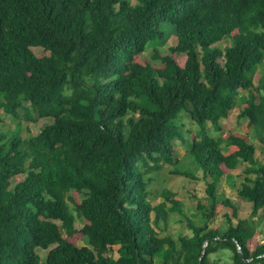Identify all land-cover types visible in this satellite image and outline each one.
Segmentation results:
<instances>
[{
  "label": "trees",
  "instance_id": "trees-1",
  "mask_svg": "<svg viewBox=\"0 0 264 264\" xmlns=\"http://www.w3.org/2000/svg\"><path fill=\"white\" fill-rule=\"evenodd\" d=\"M166 25L181 63L157 48L143 57ZM240 89L249 135L264 145V0H0V115L16 121L0 131V264H264V161L247 137L211 132ZM21 113L50 120L23 137ZM176 141L188 144L211 204L198 202L190 233L173 239L154 229L167 209L147 186ZM242 162L236 187L221 165ZM223 176L251 212L232 207L224 228L210 227ZM168 193V208L182 211ZM69 201L86 245L64 236L78 230Z\"/></svg>",
  "mask_w": 264,
  "mask_h": 264
},
{
  "label": "rangeland",
  "instance_id": "rangeland-1",
  "mask_svg": "<svg viewBox=\"0 0 264 264\" xmlns=\"http://www.w3.org/2000/svg\"><path fill=\"white\" fill-rule=\"evenodd\" d=\"M135 2V0H131ZM166 35L163 39L153 41L149 47L146 49L144 56L146 58L152 59L154 49L157 48L162 54H169L178 62L183 61L182 55H176L171 53L168 50V47L175 44L176 37L172 32V28L169 25L165 26ZM231 44L228 38H225L219 41L216 45L222 50L226 45ZM32 51L37 55L47 54L41 47H32ZM224 60V58H221ZM257 75L255 76V83L258 82V77L261 73V69L257 70ZM249 90L240 89L239 95L235 97V104L233 109L229 110L227 117L220 118L219 122V130L211 131L216 136L226 133L225 137L228 133L233 132L236 135L241 137H247L249 141L254 145V159L257 160L258 163L264 161V145L261 144L258 140L249 135V128L246 126L245 117L241 116V112L246 105L245 99L247 97ZM20 111V110H19ZM22 114V113H21ZM36 117V114H34ZM2 121L0 122V131L6 132L10 135L11 131L14 129V119L9 117H3L0 115ZM50 118H35L34 120H26L23 116L20 117L21 128L20 134L23 137H29L34 135L40 127L44 125ZM210 123H206V127L210 130ZM27 129L29 130L27 132ZM184 137L189 141L190 134L183 130ZM188 144L182 143L180 141L174 142V150L172 153V161L171 162H161V168L158 171L153 169L152 171V179L147 188L150 191L149 198L151 200L152 205L160 204L162 202L165 203V209H167V218L166 220H159V228H154L158 232L159 237L172 236L173 239H177L179 234H189L190 227L186 226V221L191 219V221H198V210L197 204L201 202L205 206H210L211 199L207 194L205 188L207 187V183H203L202 179L196 180L194 175H198L199 178L201 176V170L198 166L190 159V155L187 153ZM233 148V147H232ZM229 147L224 149V153L229 152ZM152 165V164H151ZM247 165L246 162H242L236 168V170H228L223 165H221L224 174L232 173L236 175V187L241 185L243 178L241 176L245 175L243 172L244 167ZM176 170L179 172L177 173ZM23 178V175H17L12 178L11 183H15ZM168 193L169 197H172L173 200H176L181 206L182 211L171 210L168 207L170 206V202L166 200L165 193ZM164 193V195H163ZM69 195L72 196L75 202H79L80 195L76 191H71ZM214 196L216 197V203L214 206V217L212 218V223L210 227L224 228L225 225V215L232 216V207L236 208L238 216L240 218L249 216L251 212V203L244 201L241 199L234 188H231L227 183L225 176L220 179L217 187L214 189ZM222 199H228L231 205L224 204ZM70 211L74 216V226L78 229L76 232L72 234V236L68 237L66 235L65 238L70 242L76 245H86L87 240L82 236L79 229L85 223L83 217L79 216L76 213L74 208V202L69 201ZM154 217V212H151V218ZM233 223H236L234 217H232ZM258 232L255 233L252 241L251 248L255 246L256 243L260 242L259 240L261 236ZM117 248L118 246L111 247L107 254L112 255L113 257H117ZM38 254L41 259H45V255L47 250L38 249ZM213 258V257H212ZM211 258V259H212ZM158 260V259H156Z\"/></svg>",
  "mask_w": 264,
  "mask_h": 264
},
{
  "label": "water",
  "instance_id": "water-1",
  "mask_svg": "<svg viewBox=\"0 0 264 264\" xmlns=\"http://www.w3.org/2000/svg\"><path fill=\"white\" fill-rule=\"evenodd\" d=\"M238 249H239V252H240V247Z\"/></svg>",
  "mask_w": 264,
  "mask_h": 264
},
{
  "label": "bare ground",
  "instance_id": "bare-ground-1",
  "mask_svg": "<svg viewBox=\"0 0 264 264\" xmlns=\"http://www.w3.org/2000/svg\"><path fill=\"white\" fill-rule=\"evenodd\" d=\"M247 174V173H246Z\"/></svg>",
  "mask_w": 264,
  "mask_h": 264
}]
</instances>
